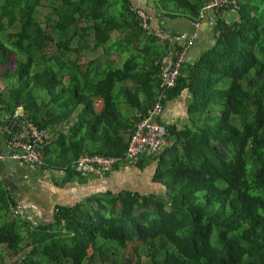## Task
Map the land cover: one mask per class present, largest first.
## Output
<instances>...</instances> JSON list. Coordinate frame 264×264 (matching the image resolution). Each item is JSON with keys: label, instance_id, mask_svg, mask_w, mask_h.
Listing matches in <instances>:
<instances>
[{"label": "trees", "instance_id": "trees-1", "mask_svg": "<svg viewBox=\"0 0 264 264\" xmlns=\"http://www.w3.org/2000/svg\"><path fill=\"white\" fill-rule=\"evenodd\" d=\"M154 2L193 21L203 6ZM237 3L166 91L165 104L186 95V121L166 124L164 151L135 163L153 165L164 193L93 195L34 225L7 219L19 203L0 178V264H264V0ZM171 49L139 25L131 0H0L1 76L11 85L0 88V116L20 109L43 129L42 158L57 169L86 153L124 156Z\"/></svg>", "mask_w": 264, "mask_h": 264}, {"label": "crops", "instance_id": "crops-1", "mask_svg": "<svg viewBox=\"0 0 264 264\" xmlns=\"http://www.w3.org/2000/svg\"><path fill=\"white\" fill-rule=\"evenodd\" d=\"M140 3L152 16L154 31L163 26L171 35L186 39L191 37L185 51V62H195L214 44V25L209 21H198L196 26L195 21L187 16L163 14L156 8L154 0H140ZM231 16L234 18L237 15L231 13ZM186 111V95H184L166 102L158 120L164 124L181 125L186 121ZM4 120L5 116H0V151L6 149L10 136ZM45 160L42 158L43 164L12 158L0 161V178L13 199L22 205L23 215L34 225L53 223L60 206H74L93 195L135 190V187H131L135 181L131 176L141 177L143 171L135 164H126L116 167L104 177L93 176L84 179L67 167L57 169L55 166H49ZM150 167L153 168V165L151 164ZM68 173H71L70 179Z\"/></svg>", "mask_w": 264, "mask_h": 264}, {"label": "built area", "instance_id": "built-area-1", "mask_svg": "<svg viewBox=\"0 0 264 264\" xmlns=\"http://www.w3.org/2000/svg\"><path fill=\"white\" fill-rule=\"evenodd\" d=\"M132 9L139 25L148 32H155L167 39L172 49L167 53L160 74V92L147 114L137 122L124 156H108L97 153L80 155L71 164V171L81 178L104 177L116 166L135 164L144 154L157 155L170 143L168 126L158 120L165 108L166 91L176 85L182 66L185 63V51L190 38L169 34L162 26L153 30L152 16L141 5L140 0H131ZM237 0H203L199 20H206L215 25L219 19L231 21L232 14H237ZM193 37V36H192ZM180 48V49H179ZM5 126L9 131L8 145L0 151V161L12 158L33 164H43L41 154L45 146V131L23 115L10 117L5 115ZM14 216L23 215L21 204H11ZM26 217V216H25Z\"/></svg>", "mask_w": 264, "mask_h": 264}, {"label": "rangeland", "instance_id": "rangeland-1", "mask_svg": "<svg viewBox=\"0 0 264 264\" xmlns=\"http://www.w3.org/2000/svg\"><path fill=\"white\" fill-rule=\"evenodd\" d=\"M172 6V5H171ZM237 15V14H236ZM113 37H114V39H118V38H120V34H119V32H115V33H113ZM111 43V42H110ZM103 52V50L102 49H99V50H97V51H95V52H92V53H90V54H88L87 56H86V60L85 61H87V60H89V59H93V58H95L96 56H98L99 54H101ZM13 59H14V57H13ZM8 67L11 69V70H13L14 69V67H15V65H14V60H12L9 64H8ZM3 69H4V67L3 66H1L0 65V88L2 89V90H6L7 88H9L11 85H9V86H7L6 85V82H5V80L3 79V77L1 76V72L3 71ZM17 116L18 115H20V114H23V112H22V110H20V109H17ZM153 168H151L150 167V165L149 166H147V168H145L143 171H142V175H141V177H136V176H131L132 178H134V180L135 181H133V186H131V187H135V190H138V191H141V192H143V193H149V192H152V193H156V194H162V193H164V189H163V186L162 185H160V184H157V183H155V182H153L152 180H151V177H152V173H153ZM12 216H14L13 215V213H12V211L10 212V213H8V215H7V219H12ZM25 233H27V232H25ZM27 235V234H26ZM29 238H28V236H27V239H26V241L28 240ZM132 246H133V244H130L129 246H128V248L126 249L128 252L129 251H132ZM122 253H123V251H122ZM144 255V258H146V255L145 254H143ZM18 264H21V263H19L18 262ZM96 264H98V263H96Z\"/></svg>", "mask_w": 264, "mask_h": 264}]
</instances>
